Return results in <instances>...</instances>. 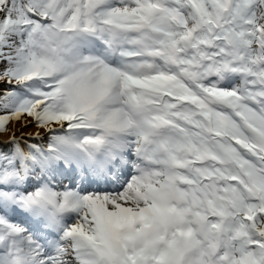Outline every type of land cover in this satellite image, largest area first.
Instances as JSON below:
<instances>
[{
    "label": "snow or ice",
    "instance_id": "6c2138e0",
    "mask_svg": "<svg viewBox=\"0 0 264 264\" xmlns=\"http://www.w3.org/2000/svg\"><path fill=\"white\" fill-rule=\"evenodd\" d=\"M0 264H264V0H0Z\"/></svg>",
    "mask_w": 264,
    "mask_h": 264
}]
</instances>
